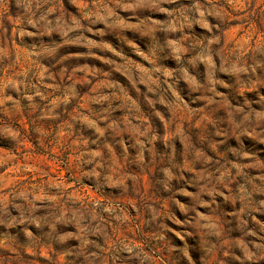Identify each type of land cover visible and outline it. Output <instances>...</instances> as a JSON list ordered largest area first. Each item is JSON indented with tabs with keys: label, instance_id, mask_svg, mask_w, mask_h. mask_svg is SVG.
<instances>
[{
	"label": "clouds",
	"instance_id": "clouds-1",
	"mask_svg": "<svg viewBox=\"0 0 264 264\" xmlns=\"http://www.w3.org/2000/svg\"><path fill=\"white\" fill-rule=\"evenodd\" d=\"M12 4L18 10L22 9L16 29L21 36L28 25L36 29L35 33H29L36 37H51L58 29L65 37L73 28L90 30L79 21L65 23L62 16L57 24L49 22L46 19L49 13L44 10L48 0H31L30 3L0 0V62L7 61L9 67H13L8 59L12 45L7 35L6 19ZM52 7L59 8V4H53ZM80 8L82 19L87 25H95L101 19L105 22L114 19L121 9L126 18L135 20L147 18L155 12L164 13L166 19L163 23L147 29L152 36L149 55L153 60L174 56L177 68L175 72L168 73L171 87H178L180 79H187L193 85L192 92L199 94H186L189 103L200 99L205 101L201 109L188 112L179 96L173 99L167 94V88L162 87L166 81L158 76L154 82V92L156 97L163 99L154 97L149 101V107L159 115L155 106L167 103L173 115L167 121L168 141L171 142L177 136L184 139L187 165L175 163L167 157L163 161L153 160L140 165L146 172L151 168L163 173L165 191H171L170 182L173 179H183L180 172L185 168L187 171H192L193 167L201 169L191 181H185L198 189L191 194V205L181 206L186 216L184 223L187 231L181 237L185 244L177 248L167 235L168 229L163 219H174L167 208L147 214L138 180L126 184L125 180L130 178H116L119 170L113 168L104 157L88 154L84 159L81 154L76 157L77 161L90 164L92 168L87 173L79 172L73 178L74 182L79 184L80 177L86 176L90 180L94 179L93 190L97 193L104 192L105 186L114 185L113 190H118L121 197L135 194L136 215L133 216L117 200L97 199L86 205V208H81L63 188L52 193L46 184L26 186L14 182L8 187L3 207L0 208V264H68V257L80 256H83V261L77 264H149L153 256L159 264H194L193 258L188 255L189 251L194 256L198 251L202 252L203 264H264V235L257 236V231L248 227L247 219L250 217L258 225V231L264 233V224H260L252 215L264 213V200L252 199L253 192L264 191V178L259 189L246 188L245 185L250 184L251 179L245 169L254 165L234 164L228 158H245L248 154L244 151L242 138L253 136L259 139L264 133V127L261 126L264 121V94H261L264 93V0H112L110 5L97 4L94 9L80 5ZM233 23L243 40L226 42L225 34ZM197 25L205 31L194 27ZM31 43L37 45L32 49L35 55L26 61L25 70L17 74L16 80V91L29 101L26 112H33L37 107L33 97L47 99V95L39 88L40 81L31 83L29 73L31 77L42 73L51 78L48 71L41 67L40 61L53 65V62L60 64L67 59L66 56H59L57 50L60 45L43 44L38 40ZM188 72L193 75H188ZM9 86L6 80L4 87ZM218 88L221 91H217ZM28 91H31V95H27ZM249 92L259 96V99L252 100L247 96ZM252 104L260 106V113L254 112ZM8 111L11 113L9 117L0 119V138L6 139L9 145L7 150L0 149L3 153L0 166L14 165L24 152L26 140L32 141L36 150L47 151L53 146L55 137L34 123L38 117L29 119V132L15 123L18 116L16 105ZM50 113L51 109L46 114ZM178 114L190 122L183 129L173 131L174 118ZM105 131L107 128L100 131L97 140ZM141 135L144 136V143L157 139L151 131L147 134L142 132ZM233 137L237 141L235 147L230 143ZM76 166L78 168L79 165ZM24 173L25 169L21 166L20 174ZM237 177L244 181L238 192L231 187ZM219 196H223V200L218 204ZM236 200L241 201L242 207L239 213L231 215L237 217L235 229L239 230V240L231 238L234 230L230 223L231 215L225 211L228 202L235 203ZM168 202H174L171 196ZM197 206L205 208L207 214H198ZM13 209L14 214L11 211ZM106 209L110 211L106 212ZM113 216L115 220L110 229L108 221ZM73 226L78 231L73 232ZM129 227L134 229L132 240L127 235L117 236V229L126 233ZM90 237L97 238V241L103 239L107 246H101ZM248 237H257L259 242L248 239L245 243ZM73 238L80 241L78 249L69 247ZM136 240L139 244L134 242ZM41 255L42 260L39 259Z\"/></svg>",
	"mask_w": 264,
	"mask_h": 264
},
{
	"label": "rangeland",
	"instance_id": "rangeland-1",
	"mask_svg": "<svg viewBox=\"0 0 264 264\" xmlns=\"http://www.w3.org/2000/svg\"><path fill=\"white\" fill-rule=\"evenodd\" d=\"M21 2L30 3L31 0H21ZM111 2L112 0H48L44 10L49 13L46 18L49 22L57 24L62 16L65 23L79 21L90 29L82 31L81 28H73L67 37L59 29L53 32L51 37L30 35L29 33L36 32L31 25L24 28L25 34L21 36L16 29L19 24V12L22 9L18 10L16 5H10L6 26L12 45V52L8 59L11 60L13 67H9L7 61L0 62V119H7L11 114L8 110L15 104L18 112L15 121L17 125L30 132L29 119L38 117L34 123L41 130L50 132L55 137V143L44 151L36 150L32 141L26 140L24 152L15 164L0 166V208L3 207L8 187L14 182L26 186L38 183L48 185L52 193H55L58 188H63L81 208H86V205L97 199L117 200L135 216L137 212L135 194L121 197L118 190H113L114 185L105 186L104 192L97 193L93 190L94 179L90 180L86 176L80 177L79 184L74 182L73 178L78 176L79 172L87 173L92 168L90 164L77 161L76 157L83 154V158L86 159L88 154H92L93 157H104L113 168L118 169L116 178L129 177L130 179L125 180L126 184L138 180L148 215L159 211L160 208H167L170 216L174 217V219L169 217L163 219L168 229L167 235L175 247L181 248L185 244V240L181 237L187 231L184 223L186 216L181 211V206H190L191 194L198 190L192 183H185V181H191L201 169L193 167L192 171H187L185 168L180 172L183 179L180 181L173 179L170 182L171 191H165L162 184L163 173L151 168L146 172L140 166L153 160L163 161L166 157L175 163L187 165L184 139L177 136L171 142L168 141L167 121L172 119L173 115L167 103L155 106L156 112L159 113L156 115L150 109L149 101L154 97L158 100L163 99L156 97L154 92L156 88L154 82L157 81L158 76L166 81L162 87L167 88V94L173 99L179 96L188 112L201 109L205 101L200 99L189 103L186 94L190 93L193 96L199 94L192 92L193 85L187 79L182 78L177 82L178 87H171L168 82V73L175 72L177 68L174 56L164 60H153L149 55L152 36L148 34L147 29L152 25L163 23L166 19L164 13L155 12L147 18L135 20L126 18L121 9L114 19L107 22L101 19L95 25H87V22L82 19L80 5H87L90 9H94L97 4L110 5ZM53 4H59V8H53ZM194 27L201 32L205 31L198 25ZM233 39L243 40L242 34L234 23L225 34L226 42ZM34 40L43 44L60 45L58 54L66 56L67 59L60 64L53 62V65L40 61L41 67L48 71L51 78L42 73L31 77L29 73L31 83L36 84L37 80L40 81L39 88L47 95V99L33 97L37 107L33 112H26L25 108L29 101L26 96L21 97L16 91L18 87L16 80L17 74L25 70L26 61L35 55L32 49L37 45L31 43ZM200 67L203 68V65ZM187 74L193 75L191 72ZM196 78L198 79V75ZM6 80L10 84L9 87H4ZM217 91L221 89L218 88ZM27 95H31V91H28ZM247 96L252 100L259 99V96L252 92L247 93ZM252 108L255 113L261 111L257 104H252ZM49 109L51 113L46 114ZM174 119L173 131L183 129L185 124L190 122L184 120L182 114L176 115ZM191 122L195 124L194 121ZM261 126L264 127V121L261 122ZM105 128L107 131L97 140L100 131ZM149 131L157 139L144 143V136L141 133L147 134ZM257 131L259 132V128ZM261 136L262 138L259 139L253 136L242 138L244 151L248 154L245 158L237 160L235 157H228L234 164L254 165L245 169L251 179V183L245 185L248 189L253 187L259 189L264 178V151H261L264 149V133ZM230 143L235 147L236 138H231ZM8 147L7 140L0 138V149L7 150ZM2 155L3 153L0 152V156ZM129 161H135V163H128ZM21 166L25 169L23 175L20 174ZM243 183L244 181L237 177V181L231 187L238 192L240 184ZM169 196L174 202H168ZM33 198L35 199V195ZM252 199L253 201L264 200V191L253 192ZM222 200L223 196L217 197L218 204ZM241 207V201L236 200L235 203L228 202L225 211L231 215L239 213ZM11 211L15 213L14 209ZM72 211L75 212L76 209ZM107 211L110 210L106 209ZM197 213L206 215L207 210L197 206ZM252 215L260 224H264V213L257 212ZM241 218L244 217L241 216ZM247 219L248 227L257 231V236L264 235L258 231V225L250 217ZM113 220L115 216L108 221L110 229L113 228ZM230 223L234 229L231 232V238L239 240V230L235 229L237 223L235 215H231ZM72 231L75 232L78 229L73 226ZM116 231L117 236L127 235L129 240L133 238L134 229L131 227L126 233L118 229ZM90 239L100 243L101 246H107L103 239L98 241L95 237ZM248 239L259 242L257 237H248L244 242L246 243ZM134 242L139 244L138 240ZM79 246L80 241L75 238L69 244L70 248L78 249ZM41 251L43 253V250ZM54 251H67V249H54ZM237 252H239L238 249ZM188 255L193 258L194 264H203L202 252L198 251L194 256L193 252L189 251ZM39 259L42 260L43 255ZM67 259L68 264H77L78 261H83V256ZM149 264H159V262L153 256Z\"/></svg>",
	"mask_w": 264,
	"mask_h": 264
}]
</instances>
